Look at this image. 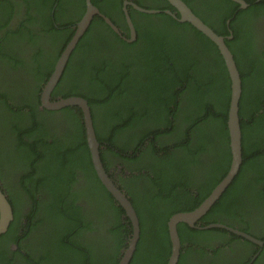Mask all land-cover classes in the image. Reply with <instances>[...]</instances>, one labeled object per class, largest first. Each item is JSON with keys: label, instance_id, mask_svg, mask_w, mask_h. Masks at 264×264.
I'll return each mask as SVG.
<instances>
[{"label": "trees", "instance_id": "obj_1", "mask_svg": "<svg viewBox=\"0 0 264 264\" xmlns=\"http://www.w3.org/2000/svg\"><path fill=\"white\" fill-rule=\"evenodd\" d=\"M1 1L0 13L22 9V21L0 47V187L13 210L0 235V264H118L131 223L93 169L82 111L40 108L43 85L86 12V0ZM148 1L136 0L149 9L176 10L168 0ZM184 1L198 12L191 0ZM213 1L225 10L211 20L201 15L217 33L229 31L226 19L231 17L233 36L225 42L241 76L243 158L195 224L223 221L253 234L255 222L264 220V61L248 49L250 23L264 13V0H246L249 5L237 11L235 0ZM69 2L73 7L66 22L68 17H62ZM92 2L122 23L117 21L122 0ZM138 13L145 19L132 43L95 16L51 100L80 96L89 104L98 140L106 146L103 165L107 171L113 167V180L139 217L140 239L130 264H167L172 249L168 218L199 204L229 168L230 77L217 44L190 21L166 12ZM127 157L126 177L123 163L108 166ZM118 166L121 172H115ZM177 230L183 245L178 264L185 262L187 243L190 252L209 256L207 264H231L225 258L216 262L215 256L226 247L235 251L253 244L219 226L181 222ZM261 257L264 248L255 262ZM200 263L196 258L191 264Z\"/></svg>", "mask_w": 264, "mask_h": 264}, {"label": "water", "instance_id": "obj_2", "mask_svg": "<svg viewBox=\"0 0 264 264\" xmlns=\"http://www.w3.org/2000/svg\"><path fill=\"white\" fill-rule=\"evenodd\" d=\"M173 6L176 7L178 14L173 12L170 9H147L143 6L138 5L137 3H132L135 9L145 12V13H161L166 12L182 22L190 21L198 29L204 32L209 36L218 46L220 53L223 56L229 77H230V98L228 105V129L230 135V148H231V161L229 168L226 174L213 186L211 191L197 204L195 207L189 209V211L174 212L167 220L168 232L170 234L172 249L168 258L167 264H178L181 257L182 242L180 234H178L177 225L178 223L184 222L187 225L196 226L200 228H207L212 226H219L231 230L239 235L244 236L245 238L257 243L259 245L264 244V239L254 236L253 234L237 228L220 221H210L202 225H196L195 221L203 215L209 207L215 202V200L222 194L225 188L234 178L235 174L240 168L242 162V129L240 123L239 115V98L241 94V76L233 53L227 46L225 42V35L219 34L216 30L207 22L203 20L193 8L187 4L184 0H168ZM240 3L241 7H246L249 3L246 0H235ZM128 3V2H126ZM86 12L83 15L81 21L77 25L75 34L71 37L68 43L63 48L57 62L54 65V69L47 79L46 83L43 85V88L40 93L41 105L44 108L50 110H60L63 107L67 106H77L82 111L84 117V122L86 126L87 140L91 152V161L93 168L98 176L100 182L111 192L117 202L124 208L125 215L129 218L131 223V233L127 241L126 246L123 248L122 256L120 257L118 264H130L135 250L137 248L138 241L140 239V222L139 217L136 212L135 207L133 206L130 198L127 194L117 186L113 180L106 173L103 164L100 160V145L101 143L98 140L96 129L94 126L93 117L91 116V111L87 100L80 96H68L60 97L58 99L51 100V93L53 89L58 84V81L64 71L66 63L75 48L77 42L83 34L88 30L90 23L92 22L95 16H100L105 19V21L117 32L120 36L122 35L119 27L105 15L94 3L92 0H86ZM127 10V8H126ZM127 19L129 22V27L131 30V35L129 38L122 37L127 41H132L135 39L136 28L133 23V20L127 11ZM229 22V20H228ZM233 34H229L228 37H232ZM13 218L12 205L8 200L6 193L0 187V235L4 233L10 221ZM256 254L254 255V257ZM253 257V258H254ZM252 258V259H253ZM251 259V260H252ZM250 260V261H251ZM249 261V262H250ZM248 262V263H249Z\"/></svg>", "mask_w": 264, "mask_h": 264}, {"label": "flooded vegetation", "instance_id": "obj_3", "mask_svg": "<svg viewBox=\"0 0 264 264\" xmlns=\"http://www.w3.org/2000/svg\"><path fill=\"white\" fill-rule=\"evenodd\" d=\"M1 1V0H0ZM6 2H10V1H15V0H5ZM151 0H149L148 2H150ZM2 2V1H1ZM5 2V3H6ZM128 2V3H126ZM192 2V6L198 10V12H195L201 17L202 15L203 16H206L208 17V19L211 20V18H215L217 17L218 15V12L219 11H222V10H225V5L224 4H219L217 2H214L213 0H191ZM4 3V2H2ZM132 3H137L136 0H122V6H121V11L119 14H117V21L121 22V24H118V22H113L116 24L117 27H119L122 35L121 37H125L126 39L130 37L131 35V30H130V27H129V22H128V19H127V11L129 12L132 20H133V23L136 27H141L143 26V24L141 23L142 21H144L145 19V16L139 14L138 12H141L137 9L134 8V6L132 5ZM56 6V5H55ZM68 9L67 12H65V16L62 17L65 21L67 19V17L69 15H71L72 13V3H67V6H66ZM127 8V10H126ZM146 8V7H144ZM239 8H244V7H241L240 6V3H239V6L238 8L235 9V11H237ZM149 9V8H147ZM166 9H170L172 10L174 13L177 12L176 10H173L172 8H166ZM22 9H16L15 11H10L8 12L7 14H2L0 13V20L2 19V21L0 22V47L2 46L3 48L5 47L4 45L8 44L9 42H6L5 41V37L7 36L8 38H11V35L7 34L8 32H11L12 28L17 26L21 21H22V18L20 17L19 13ZM138 11V12H137ZM234 11V12H235ZM85 14V13H84ZM83 14V15H84ZM202 14V15H201ZM4 16V17H3ZM203 16L201 18H203ZM75 17V15H74ZM83 17V16H82ZM82 19V18H81ZM81 19L79 21H81ZM94 19V18H93ZM104 19V18H103ZM111 19V18H110ZM69 20V17L67 19L66 22H68ZM105 20V19H104ZM135 20V21H134ZM204 20V18H203ZM231 20V17L227 18L226 19V22H227V25H228V30L227 32H221L223 35H225V37H228L229 34H233V28H231L229 22ZM79 21H77L76 25H75V32H76V29H77V25L79 23ZM93 22V20H92ZM92 22L90 23V26L92 25ZM106 22V21H105ZM107 23V22H106ZM108 24V23H107ZM251 24V28H250V31L252 30V33H250V37L251 39L250 40V47H249V53L250 55L251 54H254L256 53V56L259 58L261 57L262 61H264V13L261 14V15H257L253 18L252 20V23ZM109 25V24H108ZM89 26V27H90ZM110 26V25H109ZM111 27V26H110ZM112 28V27H111ZM89 29V28H88ZM113 29V28H112ZM87 32V31H86ZM85 32V33H86ZM75 34V33H74ZM136 35H137V32H136ZM136 35H135V39H136ZM73 36V34H72ZM71 36V37H72ZM120 36V35H119ZM230 38V37H228ZM71 39V38H70ZM124 39V38H123ZM126 39H124L125 41H127ZM133 39L132 41H127L128 43H132L134 42ZM13 42H16V41H13ZM19 44L18 42H16L15 46ZM238 45H241V43H237ZM191 50L192 54L194 56H197L200 58V55L199 53L197 52V50L195 49H189ZM62 52V51H61ZM61 54V53H60ZM40 108H42V105H41V99H40ZM39 108V109H40ZM47 109V108H46ZM49 110V109H48ZM106 148V146L104 144H101L100 145V160H101V155H102V150ZM102 162V160H101ZM120 161L116 159H112L110 161H108V166L112 165L113 163H119ZM122 167L125 169L126 173L125 174H122L124 177L130 175V169H129V165L126 164V163H123L122 164ZM94 169V168H93ZM95 171V170H94ZM96 173V172H95ZM106 173L108 174V176L112 179L113 176L116 178L117 177V174H115L113 172V167L109 168V170L107 171L106 170ZM3 178H5V175L3 172H1ZM264 219V217H263ZM223 222V221H222ZM233 227H237L239 228V226H242L240 224H235V225H231ZM255 228L257 229H251L253 230V235L254 236H257L259 238H262L264 239V220L260 219V220H257V222H255ZM261 231V232H260ZM190 239V238H189ZM253 244H250L248 243V247L245 245H240L238 246V248L235 250V251H232L229 247H226L223 249V252L218 254L217 256L215 255H212L214 258L215 256V261L218 262L221 260V258H225V259H228L231 264H264V257H261L260 259H258L256 262H255V258L260 254L261 250L264 248V244L263 245H259L257 243H254L252 242ZM187 246V250L185 251V262L184 264H191L194 262V260L196 258H199V261L201 262L200 264H207L210 259H209V256L208 255H203L201 256V252L199 250H195L193 252H190V243H187L186 244ZM13 247V245H12ZM14 248V247H13ZM182 249H183V245H182ZM182 249H181V252H182ZM248 251L247 253H249V255L244 258L242 261H240L239 263L237 262V259L239 256H241L245 251ZM184 252V251H183ZM209 252H212L209 250ZM204 254V253H203ZM256 254V256L254 257V255ZM254 257V258H253ZM253 258V259H252ZM252 259V260H251ZM251 260V261H250ZM250 261V262H249ZM249 262V263H248ZM255 262V263H254Z\"/></svg>", "mask_w": 264, "mask_h": 264}, {"label": "clouds", "instance_id": "obj_4", "mask_svg": "<svg viewBox=\"0 0 264 264\" xmlns=\"http://www.w3.org/2000/svg\"><path fill=\"white\" fill-rule=\"evenodd\" d=\"M139 5V4H138ZM176 8V7H175ZM176 11H177V9H176ZM164 12V11H163ZM145 13V12H144ZM177 14H178V11L176 12ZM151 14H153V13H151ZM157 14V13H156ZM168 14V13H167ZM170 15V14H169ZM174 17V16H173ZM174 18H176V17H174ZM178 19V18H177ZM182 22V21H181ZM135 28H136V32H137V27L135 26ZM221 34V33H220ZM226 38V37H225ZM231 38V37H230ZM228 46V45H227ZM50 110V109H49ZM58 111V110H57ZM119 163H117V164H121V163H124V162H127V161H130V159L127 157V158H125V159H123V161L122 160H120L119 159ZM102 164H103V162H102ZM122 166V165H121ZM103 167H104V165H103ZM104 169H105V167H104ZM105 171H106V169H105ZM122 170H121V167L120 166H118V169H117V171H115V172H121ZM112 180H113V178H112ZM113 182L115 183V181L113 180ZM116 184V183H115ZM117 185V184H116ZM118 186V185H117ZM120 187V186H119ZM123 190V189H122ZM124 191V190H123ZM125 192V191H124ZM126 193V192H125ZM13 211V210H12ZM197 225V224H196ZM15 247H16V245L15 244H13Z\"/></svg>", "mask_w": 264, "mask_h": 264}, {"label": "rangeland", "instance_id": "obj_5", "mask_svg": "<svg viewBox=\"0 0 264 264\" xmlns=\"http://www.w3.org/2000/svg\"><path fill=\"white\" fill-rule=\"evenodd\" d=\"M122 141L124 142V140L122 139Z\"/></svg>", "mask_w": 264, "mask_h": 264}]
</instances>
